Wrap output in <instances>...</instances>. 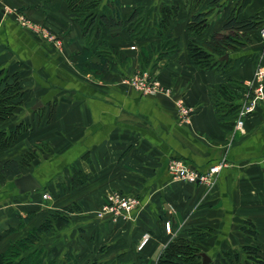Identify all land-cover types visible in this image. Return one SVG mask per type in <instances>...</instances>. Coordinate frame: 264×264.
Listing matches in <instances>:
<instances>
[{
    "label": "crops",
    "instance_id": "crops-1",
    "mask_svg": "<svg viewBox=\"0 0 264 264\" xmlns=\"http://www.w3.org/2000/svg\"><path fill=\"white\" fill-rule=\"evenodd\" d=\"M92 1L96 7L85 15L99 13L108 0ZM118 1L122 18L136 6L146 12L162 3L179 5V21L171 34L178 51L159 58L153 53L148 65L172 96L142 95L124 81L142 70L139 55L157 39L131 40L124 29H109L107 43L117 53L108 70L101 77L82 74L75 67V54L86 48L87 40L65 0H0V68L24 85L17 109L1 129L25 127L0 150V160H21L24 153H32L21 175L32 174L40 185L19 192L11 178L0 177V251L49 214L72 205L76 210L66 222L55 220L53 231L27 252L41 250L58 263L70 248L80 264L94 259L155 264L172 238L204 227L210 237L199 248L209 256L208 264H219L233 252L243 263L244 245H258L264 253V87L256 109L243 118L244 133L233 128L238 111L225 109L234 103L228 96H234L237 85L244 87L264 66V41L251 31L243 46L220 57L232 60L227 69L199 70L190 65L186 51L190 15L182 0ZM210 1L191 4L207 13L200 40L220 31L236 4L241 6L239 18L257 14L264 19V0H218L215 6ZM176 96L193 107L188 122L178 116ZM176 158L200 172L222 161L225 165L215 185L207 188L173 179L168 165ZM74 176L83 178L76 187ZM115 190L137 197L139 206L127 217H98L106 196ZM246 220L253 224L256 239L240 229ZM144 233L148 243L139 252Z\"/></svg>",
    "mask_w": 264,
    "mask_h": 264
},
{
    "label": "trees",
    "instance_id": "trees-1",
    "mask_svg": "<svg viewBox=\"0 0 264 264\" xmlns=\"http://www.w3.org/2000/svg\"><path fill=\"white\" fill-rule=\"evenodd\" d=\"M65 1L75 20L83 25L82 33L87 40L86 48L75 54V67L82 74L93 72L101 77L108 70L113 55L115 56L117 53L113 46L108 45L106 39L108 30L112 28L124 29L131 40L140 38L158 40L157 43L149 45V49L141 51L138 63L139 68L142 70H149L154 73L152 68H148L153 53H156L157 58H159L166 53L178 51L177 42L171 39L172 30L179 21L177 18L179 5L177 4L162 3L157 10L149 9L146 12H143L142 7L136 6L131 9L126 18H122L118 0H108L99 13L95 11L93 14L89 13L87 15H85L86 11L93 6L96 7L97 1ZM197 1L200 2L201 0H182V6L188 10L190 15V22L187 24L188 41L186 45L189 63L199 70L208 68H216L218 71L225 70L232 60L230 58L221 60L220 57L243 46L246 42L247 33L251 31L259 33L260 28L264 26V19L257 14L239 18L238 14L241 6L236 4L235 8L225 16L221 30L212 33L206 39L200 40L208 22L206 11L194 10L198 5L196 4ZM193 2L196 3L191 5ZM217 3L218 0L209 2L213 6ZM82 15L83 20L79 21ZM132 46L135 48V45ZM178 61L182 62V57H179ZM1 71L2 68H0V74ZM9 77H11L10 80ZM13 77L12 73L10 76L5 73L0 78V150L9 147L25 128L24 125H18L14 130L3 131L1 129L2 125L12 117L17 109L24 88L23 81ZM156 77L158 78V76ZM244 88L237 85L234 96L231 94L228 96L230 100L233 101L234 98L241 99L244 95ZM238 107L239 104L230 102L225 109L227 113H230L238 111ZM32 158H34V155L26 152L21 160L13 158L0 160V177L13 180L21 175L22 167H26ZM73 178L72 187H76L83 181L82 177L74 176ZM75 210V206L68 205L46 216L39 226L30 230L6 250L0 251V264H80L77 255L70 248L64 253L61 263H58L55 258H46V254L41 250L27 252L30 246L37 242L43 234L53 231L55 220L60 219L66 222L69 213ZM30 217L31 215H28L22 221ZM240 229L256 239L257 233L249 220H246ZM208 237H210L209 230L204 227L184 230V235L176 236L166 244L155 264H195L200 262L201 249L199 244ZM147 243L148 240L140 249H138L137 243V250L141 252ZM241 250L246 257L243 263L238 260V253L233 252L225 254L219 264H264V253L258 245H244ZM101 251L103 250L101 249ZM85 264L114 263L94 259L87 261Z\"/></svg>",
    "mask_w": 264,
    "mask_h": 264
},
{
    "label": "built area",
    "instance_id": "built-area-1",
    "mask_svg": "<svg viewBox=\"0 0 264 264\" xmlns=\"http://www.w3.org/2000/svg\"><path fill=\"white\" fill-rule=\"evenodd\" d=\"M259 35L264 41V26L259 30ZM130 48H134L131 46ZM125 83L131 86L134 90L141 93L142 95L154 96L160 93H170L169 88H165L155 73H151L149 70H137L127 78ZM264 66L258 67L251 80L244 81V95L240 99V108L238 109V118L236 120V127L241 128L243 126V118L257 107L258 100L262 97L264 87ZM177 113L180 119L184 122L189 121V116L192 112V107L187 106L181 98L175 100ZM225 165L222 161L217 164L211 165L207 172H200L194 169H187L186 164L181 163L178 159H173L168 169L174 170L171 175L175 179H184L187 181L200 182L204 185L213 183V175L217 174L221 167ZM46 197V195H44ZM139 199L133 195L124 194L120 191L110 192L105 202L100 206L97 211V216L102 218L105 215H110L113 220L119 216L127 217L139 206ZM165 230H171V224L169 221L165 222ZM148 233H144L138 243V249H140L148 240Z\"/></svg>",
    "mask_w": 264,
    "mask_h": 264
},
{
    "label": "water",
    "instance_id": "water-1",
    "mask_svg": "<svg viewBox=\"0 0 264 264\" xmlns=\"http://www.w3.org/2000/svg\"><path fill=\"white\" fill-rule=\"evenodd\" d=\"M4 16V10L0 9V22L3 19ZM228 55L225 54L224 58H227ZM14 185L17 187L19 192H27V191H33L36 188H39L38 181L34 178V176L30 173L22 174L17 176L13 179ZM201 264H208L210 261V258L207 254L201 253Z\"/></svg>",
    "mask_w": 264,
    "mask_h": 264
},
{
    "label": "rangeland",
    "instance_id": "rangeland-1",
    "mask_svg": "<svg viewBox=\"0 0 264 264\" xmlns=\"http://www.w3.org/2000/svg\"><path fill=\"white\" fill-rule=\"evenodd\" d=\"M261 37V36H260ZM263 40V39H262ZM5 67H3L2 68V71H1V74H0V78L1 77H3V75L5 74V73H8V72H11V71H6V69H4ZM160 81V80H159ZM237 83V82H236ZM162 84V83H161ZM236 84H232V86H235ZM245 89V88H244ZM158 95H163V96H165V97H170V96H172L173 95V92H171L170 91V93H168V94H166V93H160V94H157V95H154V96H158ZM148 96H150V95H148ZM177 98H181L182 100H183V102L185 103V101H184V99H183V97L182 96H176L175 97V100L177 99ZM234 101V104H236V100H233ZM186 104V103H185ZM237 104H239V107H238V109L240 108V101H239V103H237ZM187 105V104H186ZM188 106V105H187ZM256 108H254V110H255ZM253 110V111H254ZM192 111H193V107H192ZM252 111V112H253ZM252 112H250V113H252ZM192 113V112H191ZM250 113H248V114H250ZM237 114H238V112H237ZM247 114V115H248ZM239 116H237V118H238ZM237 118L235 119V122H234V126H233V128H235V131H239L240 133H244V132H242V131H244V127L242 126L241 128H237L235 125H236V120H237ZM244 120V119H243ZM176 159H178L179 161H181V163H183V164H186V166H187V169H194V170H196V171H198L197 169H195L194 167H192V166H190L189 164H187V163H185V161L183 160V159H181V158H176ZM225 162V161H224ZM207 170H208V168L205 170V171H203L204 173L205 172H207ZM171 172H175L173 169L172 170H170ZM169 171V169H168V172L170 173V175H171V172ZM220 172V171H219ZM218 172V173H219ZM218 173L217 174H215V175H213V183H211V184H207V185H204V186H206L207 188H211L213 185H215V182L217 181V178H218ZM172 176V175H171ZM172 178L173 179H175L174 178V176H172ZM176 180V179H175ZM178 181H182V182H189V183H200V182H194V181H187V180H184V179H180V180H178ZM43 198H46V197H43ZM241 261V260H240Z\"/></svg>",
    "mask_w": 264,
    "mask_h": 264
}]
</instances>
